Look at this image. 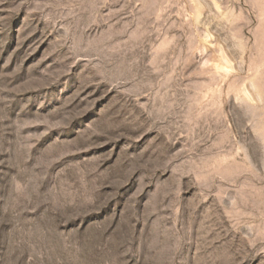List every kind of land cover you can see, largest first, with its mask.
<instances>
[{"label":"rangeland","instance_id":"374dc122","mask_svg":"<svg viewBox=\"0 0 264 264\" xmlns=\"http://www.w3.org/2000/svg\"><path fill=\"white\" fill-rule=\"evenodd\" d=\"M0 264H264V0H0Z\"/></svg>","mask_w":264,"mask_h":264}]
</instances>
